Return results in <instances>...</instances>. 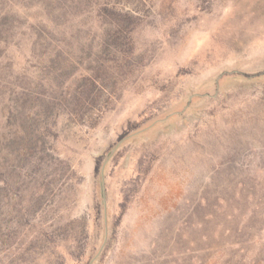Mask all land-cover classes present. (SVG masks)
I'll return each instance as SVG.
<instances>
[{"label":"rangeland","instance_id":"374dc122","mask_svg":"<svg viewBox=\"0 0 264 264\" xmlns=\"http://www.w3.org/2000/svg\"><path fill=\"white\" fill-rule=\"evenodd\" d=\"M0 264H264V0H0Z\"/></svg>","mask_w":264,"mask_h":264}]
</instances>
